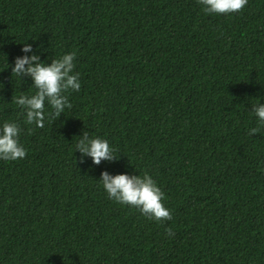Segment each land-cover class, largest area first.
<instances>
[{"label":"trees","instance_id":"1","mask_svg":"<svg viewBox=\"0 0 264 264\" xmlns=\"http://www.w3.org/2000/svg\"><path fill=\"white\" fill-rule=\"evenodd\" d=\"M68 52L71 107L25 123L15 98L35 88L16 57ZM259 102L264 0L220 15L198 0H0V125L18 122L26 149L0 160V264H264ZM85 132L118 159L81 161ZM104 171L150 174L171 219L109 199Z\"/></svg>","mask_w":264,"mask_h":264},{"label":"clouds","instance_id":"2","mask_svg":"<svg viewBox=\"0 0 264 264\" xmlns=\"http://www.w3.org/2000/svg\"><path fill=\"white\" fill-rule=\"evenodd\" d=\"M206 14H227L241 10L248 0H198ZM32 46L25 43L22 51L31 52ZM75 53L68 52L51 63L40 60L38 54L17 56L12 74L20 77L27 74L33 81L35 92L15 98V104L24 111L25 123L34 124L37 128L45 126L46 116L59 117L67 108L71 107L68 95L71 91H79L81 81L79 73L74 72ZM52 109L45 112V105ZM257 126L249 129V135L264 129V103L254 104ZM21 127L16 121H6L0 125V160L15 161L26 156V149L20 143ZM77 141L75 150L81 153V161L90 157L93 164L102 160L118 159L116 148L103 137L90 136L85 132ZM264 170V166H262ZM109 199L121 205H128L138 209L150 220L171 219V211L165 206V193L157 181L147 172L143 175H130L128 173L110 174L102 172L99 179ZM169 235H174L171 228L167 229Z\"/></svg>","mask_w":264,"mask_h":264}]
</instances>
